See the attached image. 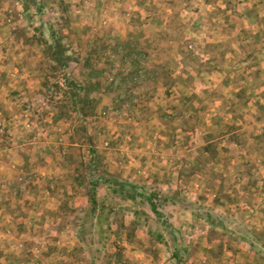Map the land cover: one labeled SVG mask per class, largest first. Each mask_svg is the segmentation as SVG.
Wrapping results in <instances>:
<instances>
[{
  "label": "rangeland",
  "instance_id": "374dc122",
  "mask_svg": "<svg viewBox=\"0 0 264 264\" xmlns=\"http://www.w3.org/2000/svg\"><path fill=\"white\" fill-rule=\"evenodd\" d=\"M24 2L0 0V53L15 54L28 50L33 56H40L26 58V63L47 74L45 85L52 92L48 95H61L53 104L65 120L72 118V129L80 136L81 145L91 143L94 137L98 145L109 148L115 141L113 131L125 141V136L134 131H147L148 136L157 137L156 133L158 136L162 134V138L165 136L167 141L164 143L174 146L168 147L175 148V151L200 152L195 159H192V155L187 156L181 170L174 167L172 182L176 194L171 192L164 197L163 187L159 191L154 185L148 186V192L157 190L158 197L154 201L156 209L145 197L138 196L133 202L108 193L104 188L99 190L97 199L106 207L99 215L93 235L89 236L91 247L95 252L97 248L98 256H101L98 264H124L126 251L121 244L133 238L136 227L148 234L150 241L147 244L162 245L160 249L147 251L161 261L173 257V238H179L186 246L196 241L200 243L197 251L191 249L185 254L182 252L183 261L186 262V258L189 264H195L192 262L197 260V263H202L201 258H212L216 262L218 258H232V255L223 253L219 244L224 237L230 238L233 244L238 243L239 237L213 231L208 239L214 238L216 245L209 253L204 247L208 240L199 241L197 238L201 233L198 231L196 236L198 232H191L193 229L200 230L199 226L207 221L204 214L210 210L227 216L216 212L205 202L234 198L242 191L241 187L258 181L264 186V0H134V3L132 0H39L45 7L39 15L36 14L39 4H33L30 14H25ZM115 2L120 5L119 8L121 5L137 8L147 6L150 11L144 22L147 26L143 24L142 29L140 26L134 27L119 43L114 41V23L107 29L100 24L102 5L109 6L105 17L110 20L115 16L122 20L136 16L132 8L128 10L133 13L127 10V15L125 11L124 15L121 11H113L116 7L112 4ZM190 7L196 12L195 18L185 14L184 10ZM187 24L192 26L190 34ZM52 26L70 45L74 54L80 57L78 62H72L71 73H64L65 69L53 70L46 58L44 43L37 41L40 37L49 39ZM139 37H146L147 43L136 46L133 42ZM105 40L111 41L107 43ZM84 41L87 43L84 44ZM95 49L102 56L93 59L95 74L103 68L109 70L114 62L117 63V72L119 68L140 70L135 76L126 75L122 81L124 86L114 92L117 96L124 93L127 86L132 89L129 94L133 102L127 106H118L119 101H114L113 92L107 94L109 86H114L110 78L115 79L108 74L94 77L93 84L98 90H91V104L84 110L81 104L79 108L82 109L74 107L70 94H67L69 88L59 87L60 81L65 82L63 79L71 78L80 82L89 76L92 70L86 67L85 60L90 51ZM129 52H135L136 56L122 61V55ZM144 52H147L146 56ZM107 55L112 57L108 58ZM8 57L12 65L19 61L13 59L12 55ZM147 65L150 67L147 68ZM178 66L181 67V73L177 71ZM148 71H151L149 75ZM144 83L145 87L137 90ZM179 85L184 89H177ZM174 86L176 91L170 95H174L178 104H165V89ZM140 91L144 98L134 99L133 96H139ZM174 98L172 96L169 102L175 101ZM150 99V103L158 107L155 111H152L154 108L143 109L138 105ZM232 119L237 121L233 122ZM180 129L185 134L180 133ZM101 135L103 137L100 138ZM155 141L158 143L163 140L151 139V143ZM239 145L247 150L246 154L240 152ZM87 159L88 164L93 163L90 156ZM168 172L166 170L162 177L172 170ZM153 183L162 184L164 179L156 178ZM200 192L202 200L196 199ZM213 192H217L216 197ZM238 200L239 197H236L234 201ZM89 202L74 211L76 217L80 212L82 216L86 213ZM197 217L204 221H195ZM231 220L235 232L240 226L253 232L249 228L251 223L246 224L241 215ZM150 231L155 236L162 235L163 240L152 236ZM261 234L264 237V232ZM92 250H89L88 258H91Z\"/></svg>",
  "mask_w": 264,
  "mask_h": 264
},
{
  "label": "crops",
  "instance_id": "0c3cea01",
  "mask_svg": "<svg viewBox=\"0 0 264 264\" xmlns=\"http://www.w3.org/2000/svg\"><path fill=\"white\" fill-rule=\"evenodd\" d=\"M112 5L116 7L113 11H121L123 15L124 11L127 15V10L132 8L136 16V18L128 19L124 17V20L116 19L115 16L110 20L105 17V13L107 14L110 9L109 6L102 5L100 24L107 29L112 22L114 23L112 31L116 43L123 41L134 27L140 26L142 29L143 24L145 27L147 26V23H144L150 15L147 6L137 8L132 5H121L122 7L119 8L120 5L116 2ZM128 11L130 14L133 13L131 10ZM184 11L186 15L189 14L195 18L196 12L192 10V7L186 8ZM191 27V24H187L188 31ZM107 37L113 40L111 37ZM111 40L105 41L109 43ZM146 40V37H139L133 43L140 46L147 43ZM83 43L86 44L87 41ZM8 55H12L13 59L19 61L12 65ZM146 55L147 52H144V56ZM133 56H136L135 52L124 54L122 61ZM37 57L40 56L37 54L33 56V53L28 50L15 54L0 53V264H91L87 253L82 248L83 243L78 234L79 227L75 224L74 211L88 203L93 184L97 186V197L99 190L103 188L110 193L105 177L124 180L140 185L142 188L154 185L155 188L158 187L159 191L163 187L162 191H165L163 195L167 197L171 192L176 194L172 182L175 177L174 167L181 170L186 163L187 156L192 155V159H195L200 155V152L175 151V148L168 147L174 146L164 143L167 141L165 136L162 138L163 135L158 136V133H156L157 137L148 136L147 131H134L125 136L126 141L123 140V137L118 138L120 134H115L113 131L112 133L115 135L113 140L115 141L109 148L101 144L98 145L92 136L91 143L81 145L79 143L80 136L73 132L72 118L65 120L55 109L53 103H55V99H60L61 95L57 96V93H54L53 97L48 95L52 92L45 85L47 74L26 63V58L35 59ZM107 57L112 56L107 55ZM95 58L100 59L102 56L93 55V59ZM114 59L116 60V58ZM148 67L150 66L147 65ZM181 67L178 66V73H181ZM72 69L71 64L63 71L67 74V72L71 73ZM83 70L86 71V69ZM139 71V69L119 68L117 72V63L114 62L112 68L109 70L103 68L96 74L98 77H104L105 74L115 77V79L110 78L114 81V86H109L107 94L113 92L114 101H119L118 106L123 104L127 106L129 102H133L130 100L131 94H129L132 89L127 86L125 92L119 93L117 96L114 95V92L124 86L122 81L126 75L135 76L139 74ZM150 72L148 71V75ZM66 74L64 77H67ZM63 80L65 81V79ZM58 85L68 89L63 81H60ZM116 85L118 86L116 87ZM143 87H145V83L137 90L143 89ZM167 89L164 93L166 96L164 103L177 105L178 100L174 98L173 94L175 101L169 102L172 99L170 93L176 91V87ZM177 89H184V87L179 85ZM155 90L158 89L155 88ZM139 93V96H133L134 99L144 98L143 93L141 91ZM67 94H70L69 90ZM125 94L128 95L127 98ZM139 100L142 102L141 99ZM143 101V104H138L143 109L149 107L154 108L152 111H155L158 108L157 105L150 103L151 99ZM160 102L163 103L162 100ZM231 121L236 122L237 120L232 119ZM179 132L185 134L181 129ZM160 138L163 141L158 143L155 141L153 148L154 144L151 143V139ZM117 141L124 143L120 144ZM163 144L167 147H164ZM238 149L243 154L247 153L242 145H239ZM88 156L91 157L90 161L93 160V163H87ZM166 170L167 172L172 170L171 175L167 174L163 178L162 175L166 174ZM156 178L164 179V183H153ZM244 180L249 181V179ZM262 185L260 181L244 185L241 187L242 191L239 195L234 198L232 196L226 199L221 198L219 202H205L212 206L216 212L224 213L230 219H237L238 214L241 215L246 224L251 223L252 226L249 225V228L253 232L250 233L255 237L251 240L237 238L240 241L235 244L229 240L230 238L224 237L219 246H222L224 254L232 255V258H218L217 262L212 258H203V260L201 258L202 263H197L198 260L192 263L264 264V254L262 253L264 252V237L261 234L264 232V191H262L264 186ZM167 187L170 188L167 189ZM213 193V196L216 197L217 192ZM115 196L119 197V195ZM201 196H203L202 193L196 199L199 200ZM236 197H239L238 201H234ZM200 199L202 200V198ZM132 201L134 202V200ZM200 220L203 219L200 217L195 219V221ZM199 227L200 230L193 229L191 233L199 231L201 234L197 239L199 241L208 240L204 247L207 248V252L209 250L211 253L216 244H214V238H208L210 233L219 230L214 229L208 221H204ZM199 232L194 234L197 236ZM132 235L133 238L130 241L121 244L126 251L124 264H175L174 257L167 261H161L159 257L147 253L149 249H160L162 245L160 243L153 246L147 244L150 241L149 236L147 233L144 234L139 227L134 228ZM179 241L187 251L200 249L198 241L193 245L189 243L188 246L183 245L184 242L181 243L180 239ZM257 243L259 248L255 247ZM175 248L176 243H174L173 249ZM142 251L144 253H140ZM183 260L184 255L179 264H189L186 258V262Z\"/></svg>",
  "mask_w": 264,
  "mask_h": 264
},
{
  "label": "trees",
  "instance_id": "16d2710c",
  "mask_svg": "<svg viewBox=\"0 0 264 264\" xmlns=\"http://www.w3.org/2000/svg\"><path fill=\"white\" fill-rule=\"evenodd\" d=\"M33 4H39L36 9V14H42L45 7L41 2H39V0H25L23 8L24 13L29 15ZM37 41L39 43H44L46 47V58L50 62L51 68H53V70L55 71L60 69H67L70 67L72 62L79 61L80 57L77 54H74V52L71 50L72 48L70 47V45L66 43L65 39L59 34L54 26L50 28L49 39H43L40 37L37 39ZM93 55L99 56L98 50L95 49L90 51V56L85 60L86 67L92 70L87 78L80 82L71 78L65 79L66 85L69 88L72 104L76 109L81 108H79V104L82 105L83 110L85 109V107L89 106L91 104L89 97L91 90H98V87L93 84V79L95 76H97L93 69ZM105 181L109 184L108 189L110 190V192H112V194L119 195L123 199H131L134 201L136 200L137 196L145 197L148 202L152 204V207L156 209V204L154 203V201L155 198L158 197L157 190H153L154 192H148V188L146 187L142 188L140 185L131 184L127 181L118 180L112 177H105ZM96 188L97 186L95 184H93V186L91 187L90 202L86 209V213H83L82 216V213L80 212L79 216H77L75 219V224L77 227H79L78 234L80 240L83 243L82 248L84 252L87 253V255L89 250L93 249L91 247V242H89V236L93 235L97 223L99 222V215L106 207L104 204L99 203V200L97 199ZM204 218L211 224L214 229L221 231L223 234H228L232 237H239L240 240L246 238L251 240L255 237L246 228L240 225H238L240 226V228L237 229V232H235L236 230L233 229V221L228 216L218 215L214 212H211L210 210L204 214ZM100 225L101 223L99 224V226ZM150 234L156 237L158 240H163L162 235L155 236V234L151 231ZM173 241L174 243H176V248L173 249V257L176 260L175 264H179L180 260L183 257L181 255L182 252L185 254L187 252V249L180 244L179 238H173ZM255 247L259 248L258 243L257 245H255ZM97 251V248L96 252L94 251V249L92 250L91 258H89L91 264H98L100 260L99 258L101 256H98Z\"/></svg>",
  "mask_w": 264,
  "mask_h": 264
},
{
  "label": "built area",
  "instance_id": "2783aa9c",
  "mask_svg": "<svg viewBox=\"0 0 264 264\" xmlns=\"http://www.w3.org/2000/svg\"><path fill=\"white\" fill-rule=\"evenodd\" d=\"M20 180H22V178H20Z\"/></svg>",
  "mask_w": 264,
  "mask_h": 264
}]
</instances>
